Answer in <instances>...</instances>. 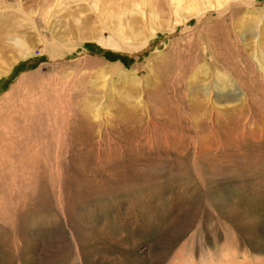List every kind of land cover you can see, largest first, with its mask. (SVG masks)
I'll list each match as a JSON object with an SVG mask.
<instances>
[{
    "label": "rangeland",
    "instance_id": "374dc122",
    "mask_svg": "<svg viewBox=\"0 0 264 264\" xmlns=\"http://www.w3.org/2000/svg\"><path fill=\"white\" fill-rule=\"evenodd\" d=\"M137 1L0 0V264H264V0Z\"/></svg>",
    "mask_w": 264,
    "mask_h": 264
},
{
    "label": "bare ground",
    "instance_id": "6f19581e",
    "mask_svg": "<svg viewBox=\"0 0 264 264\" xmlns=\"http://www.w3.org/2000/svg\"><path fill=\"white\" fill-rule=\"evenodd\" d=\"M224 1H226V3H224L222 5V7L223 6H228L227 3H229L228 1H230V0H179L177 2V4H176L177 7H175L174 10H172V20H170V19L169 20H163L162 18L159 19L160 16L158 18V15H157V18L158 19H156V17H154V15H153L154 13L153 14L150 13V21H148L146 23L144 29H142V30L149 31V35H153L155 29L158 28V29H161L162 30V28H164L163 27L164 23H167L169 30H172L173 29V26L175 25V23H179L180 22L179 20H181V19H189L187 17L188 15L189 16L198 15V14L201 13L202 10L208 9L211 6H218L217 8L218 9H221V4ZM234 1L235 0H233V4H235ZM241 1H243V0H241ZM144 3H145V5L146 4L148 5L149 4V0H139V1L136 2L135 6L136 7H141V5H144ZM238 4H240V3L238 2ZM145 5H144V7H145ZM235 6H238L237 3L233 7H235ZM122 9L123 8H120V10L118 11L119 14L117 15L118 22H119L118 24H119V27H120V32H116V30L113 27L111 29L110 26H105V28L108 29L109 33H111L115 37V40L114 41L108 39L107 37H105V35L103 34V32H99V31H93L91 33L90 37L91 36H94L95 38L98 39L99 42H101L102 44H104L106 46H109L108 44H114V45H116L117 48L118 47L119 48L122 47V49H127V50L136 49V48H138L140 46L142 47V45L145 44V37L147 35L144 34V33L141 34L140 30L138 32L135 31V27H134L135 25H133L131 23L125 24V26H123V23H122L121 20L123 18L127 19L128 16H129V13H127L125 11H122ZM145 10H146V8H145ZM215 10H217V9H215ZM216 13H218V11H216ZM223 14L224 13L219 12L218 16H221ZM177 19H179V20H177ZM174 20L175 21H179V22H175ZM106 23L105 22H102V24H105V25H106ZM126 28L128 29L127 32H126ZM127 33H129V35L133 37L132 40L126 41V36H124V35H126ZM19 39L20 38H18L16 40H19ZM14 44L16 45V43H14ZM19 44H20L19 47H21V50H24V51H27V52L30 51V49H28L26 46H25L26 48H24V46L21 44V42H19ZM47 47H48L47 48L48 49V53H49V55L51 57H57V56L61 55V53H60V47H56L54 45H51L50 43H47ZM68 50L71 51L72 50V47H68ZM258 62H259V64H261V66L263 65L260 60ZM108 68H110V72L113 73V74H120L121 71L124 70V67L122 66V64L120 63V61H116V62H114L112 64H109L108 65ZM4 69H6V68H4ZM3 71L4 70L2 68V70H0V74ZM128 78L131 80V82L132 81L133 82H137V77L134 74V70L128 71Z\"/></svg>",
    "mask_w": 264,
    "mask_h": 264
}]
</instances>
